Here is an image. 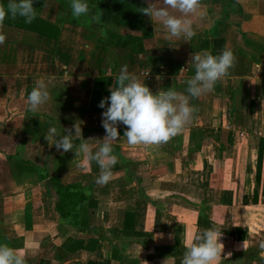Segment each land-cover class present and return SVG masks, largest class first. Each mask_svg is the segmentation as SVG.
Returning a JSON list of instances; mask_svg holds the SVG:
<instances>
[{"label":"crops","instance_id":"1","mask_svg":"<svg viewBox=\"0 0 264 264\" xmlns=\"http://www.w3.org/2000/svg\"><path fill=\"white\" fill-rule=\"evenodd\" d=\"M55 2L58 15H39L42 28L3 22L12 33L27 32L42 44L15 43L12 57L4 47L7 42L0 44V243L22 254L26 264H182L189 236L213 228L223 234L219 264H264V252L249 258L264 238L253 241L244 234L247 210L264 207L263 192L255 187L264 147V0H200V8L188 14L197 33L190 40L170 36L156 20L137 47L111 34L140 37L141 30L89 22L97 0H91L90 16L80 18L72 16L70 0ZM217 37L225 39L224 49L233 51L234 65L213 91L189 98L195 111L182 131L166 142L132 146L124 136L127 126L118 125L119 139L112 141L118 162L110 181L97 184L99 165L75 151L84 139L96 151L107 135L102 126L106 109L99 103L110 96L121 68L127 65L129 74L153 92L174 89L187 95L186 81L195 75L192 56L211 51ZM39 80L47 84L50 96L32 113L27 96ZM233 83L238 162L246 163L238 178H248L253 187L245 200L227 204L207 188L209 197H201L197 183L206 174L223 192L214 170L225 159L217 147L224 142L221 131H226L225 88ZM215 115H222V121L220 116L212 124ZM53 126L61 134L77 127L73 150L57 151L52 145L57 137L45 139ZM195 145L202 147L200 152L192 151ZM195 157L207 172L201 165L189 167ZM261 174L258 185L264 187V148ZM238 194L242 197L239 183ZM194 201H211L208 216ZM225 208L238 209V245L232 241L237 224Z\"/></svg>","mask_w":264,"mask_h":264},{"label":"clouds","instance_id":"2","mask_svg":"<svg viewBox=\"0 0 264 264\" xmlns=\"http://www.w3.org/2000/svg\"><path fill=\"white\" fill-rule=\"evenodd\" d=\"M34 0H8L7 8L0 4V25L6 16L12 18L23 17L25 23L31 24L36 19ZM91 0H70L72 16L75 18L90 16ZM163 5V6H161ZM200 8V0H156V3L144 8L143 12L160 21L172 37L190 40L196 35L192 28L188 14ZM180 13L181 15H176ZM101 15H91L90 23H99ZM101 35H104L102 32ZM6 37L0 33V44ZM195 67V75L186 81V93L182 94L174 89L153 92L145 82L132 76L127 65L121 68L116 77V86L109 88L110 96L103 98L99 107L106 109L102 113V126L107 135L101 141L98 150L93 151L91 145L84 141L77 147L76 153L86 154L88 160L97 162L100 174L97 184H107L113 173L111 168L118 162L113 154L112 141L119 139L118 125L126 127L124 136L129 145H151L166 142L179 134L185 124L192 118L195 107L190 105L189 98H197L204 93L214 90L216 83L227 75L233 67L235 56L231 49L225 48L221 53L213 55L211 51L195 53L191 60ZM50 93L43 80L36 82L27 96L28 111L35 113L41 105L49 99ZM78 129L75 126L74 133ZM73 131L65 129L61 134L56 127H51L45 134V139L57 137L52 144L57 151L73 150ZM221 234L217 229L207 228L190 235L187 250L182 264H219L222 259L224 245ZM0 264H26L25 258L17 250L0 243Z\"/></svg>","mask_w":264,"mask_h":264},{"label":"rangeland","instance_id":"3","mask_svg":"<svg viewBox=\"0 0 264 264\" xmlns=\"http://www.w3.org/2000/svg\"><path fill=\"white\" fill-rule=\"evenodd\" d=\"M141 2H146L149 6L152 3H156V0H139ZM7 3L8 0H0V4H2L5 8H7ZM163 6V5H161ZM33 7L36 9V13L37 15H41V16H45V17H50V18H54L58 15V10H59V4L55 2V0H34V4ZM67 13V10H65ZM64 13V14H66ZM176 14V13H175ZM179 14V13H178ZM176 14V15H178ZM42 18V17H41ZM186 18L189 19V17L187 16ZM6 19H11V21H18V22H25L24 19L20 16H17L16 18H12L10 15L6 16ZM43 19V18H42ZM144 19L146 22V25L148 27H152L154 26V23L156 22V19L153 18L151 19L149 15L144 14ZM41 21V20H40ZM42 22V21H41ZM41 22H39L38 24H41ZM192 25H194V22H192ZM27 24V23H25ZM10 27L7 26L6 24H2L0 25V33H3L6 37L5 42H7L6 46L4 44V47L7 48V52L9 53V56L12 57L14 55V53L16 54V45L15 43H23L24 40L33 43V45H37L38 44H42L41 42H37V39L35 38V35L33 37H29V34L27 32H23L21 34H14L10 31L9 29ZM154 29V28H153ZM17 30V29H16ZM196 31L198 32L199 30L196 29ZM142 33V31H141ZM152 33V31H151ZM197 34V33H196ZM196 39V38H195ZM194 39V41H195ZM36 42V43H35ZM199 42V39L197 41V43ZM13 43V44H12ZM11 44V49H9ZM44 44V43H43ZM39 47H42L39 45ZM43 48V47H42ZM40 57V56H39ZM229 85L226 84V92H227V101L225 103L227 111L225 113V117L223 118V120H225L226 122V131L223 132L221 131V138L223 137L224 142L218 144L217 147V152L221 155L224 156V162L221 163V166H219L218 164L216 165V170H214V173H219L218 174V185L219 187L223 188V192L222 190H220L219 188H214L211 182V176L207 177V175L205 174L203 176V178L200 179L199 184L197 183V185L201 186L200 189L198 190V193H200L201 197H204L206 195V198L209 197V195H207L208 193L204 192V188H207V191H211V194L214 193H218L220 195V198L222 200V198H224V202L227 204H235L238 203V200L243 198V200H245V196H247V194L249 192H251L252 190V185H250L249 181L247 182L248 178L244 179V177L242 178H238V170L239 168H245L246 169V163H239L238 162V124H234V123H238V111H236V102L237 99L235 97V90H234V83L231 84V87H228ZM233 86V87H232ZM224 104L223 102L221 103V105ZM238 105V103H237ZM221 116V121H222V115H219V117ZM219 117L218 116H212L211 117V123L214 124L216 122L219 121ZM218 132V131H216ZM198 131H195V134H197ZM200 133H202L200 131ZM242 134V132H241ZM258 136V134L256 135ZM197 137V135H195V138ZM197 141V140H196ZM222 145V146H220ZM201 146L200 148H195L192 150L194 152H200L201 151ZM249 148V147H248ZM240 149V148H239ZM256 147L253 148V154L254 157H256L257 152H256ZM246 151V150H245ZM216 152V150H215ZM251 152L250 149H247L246 151V155L250 156ZM194 156V155H193ZM193 161H189V167L192 168L195 165H201L202 167V171L203 172H207V170L205 169V163L204 165L199 163L197 161V158H192ZM215 165V164H214ZM250 167V166H249ZM255 169V167H254ZM202 177V176H201ZM238 183L242 186L243 185V194L242 197H240V195L238 194ZM215 184V183H214ZM217 184V182H216ZM250 185V187L248 186ZM254 185V184H253ZM255 187L257 189H260V192H263V197H262V202H264V187L261 186L260 184L258 185V183L255 181ZM199 188V187H198ZM220 190V191H219ZM247 192V193H246ZM203 193H205V195H203ZM212 197V196H210ZM206 201V200H205ZM238 208V207H237ZM231 210L228 211V209H224V212L226 213V211L228 213H230L229 215H231V219L234 221V223L237 224V226H235L234 229V239H232V241H234L235 239L238 240V209H234V208H230ZM248 212H250V217H246L244 218V224H246L245 226V236H249V238L253 241H259L260 239L262 240L264 238V207H253V210H247ZM223 212V213H224ZM228 217V215H227ZM234 243L236 245H238V241ZM236 260L239 263V255L238 257H236Z\"/></svg>","mask_w":264,"mask_h":264},{"label":"trees","instance_id":"4","mask_svg":"<svg viewBox=\"0 0 264 264\" xmlns=\"http://www.w3.org/2000/svg\"><path fill=\"white\" fill-rule=\"evenodd\" d=\"M148 6L149 5L146 2H141L139 0H97L95 6V15L100 14L101 21L106 23V25H110L111 27H118V28L126 27V28H130L131 30H141L142 36L140 37L133 35L132 33H127L126 35H120L115 33L111 34L112 36H117V38L122 39L125 44L132 41L136 44L137 47L139 45V42L146 36H149L152 31V28L146 25L144 19L145 13L143 12V10ZM40 18L41 17H39V14L36 15V19L31 24L28 23L25 24V22L11 21V19H6V18L4 22L13 25L17 24L22 27L32 26L33 24L34 26H38V28H42V26H39L38 24L39 22H41ZM213 43H214V48L211 50V52L213 55H217L224 49L225 39L223 37H217L213 40ZM263 148H264L263 146H260V150H259V162H258V171L256 177L258 183H261V179H262L261 173H262ZM53 196L57 200V202H59L60 199L58 195L53 194ZM255 197H256L255 199H258L259 197L257 192ZM146 198L148 201L152 200L149 196H146ZM192 203L197 208H199L204 213L205 216H208L207 206L211 204V201H208L206 203H202V202L200 203L194 201ZM65 214L66 216L69 215V211ZM262 252H264V243H261L258 248L251 250V253H249V258L254 259ZM90 264H110V262L93 261L90 262Z\"/></svg>","mask_w":264,"mask_h":264}]
</instances>
